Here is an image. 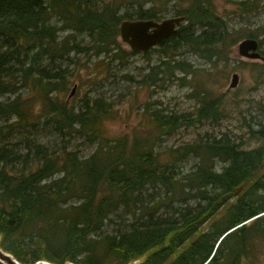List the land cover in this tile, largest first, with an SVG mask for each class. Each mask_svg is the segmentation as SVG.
Segmentation results:
<instances>
[{
    "label": "trees",
    "instance_id": "16d2710c",
    "mask_svg": "<svg viewBox=\"0 0 264 264\" xmlns=\"http://www.w3.org/2000/svg\"><path fill=\"white\" fill-rule=\"evenodd\" d=\"M216 1L221 0L0 1V122L6 121L0 124V246L5 251L23 264L41 259L103 264L109 256L118 264L138 259L240 264L250 256L249 238L264 231V195L258 192L264 182L255 180L264 162V122L253 131L263 139L256 149H241L224 134L162 152L155 147L163 136L223 117L209 90L202 92L193 119L153 110L155 135L143 139L104 133L105 121L115 113L103 92L87 95L78 107L54 93L67 89L66 62H76L73 55L105 54L112 65L140 53L119 40L126 19L160 20L170 11L185 15L178 31L151 49L162 57L137 81L146 85L162 86L164 75L184 79L178 71L192 73L191 64L179 58L181 49L217 63L227 46L258 37L229 27ZM227 1H236L242 12L264 6V0ZM254 65L264 74V63ZM123 78L136 82L130 73ZM27 88L43 97L44 115L33 117L23 94ZM76 133L96 145L91 155L71 147L69 137ZM50 134L60 140L43 141ZM190 155L199 161L182 175L180 162ZM216 160L224 163L221 170ZM107 226L112 231H105ZM256 226L259 231L250 234Z\"/></svg>",
    "mask_w": 264,
    "mask_h": 264
},
{
    "label": "rangeland",
    "instance_id": "374dc122",
    "mask_svg": "<svg viewBox=\"0 0 264 264\" xmlns=\"http://www.w3.org/2000/svg\"><path fill=\"white\" fill-rule=\"evenodd\" d=\"M236 2V1H234ZM233 1H216L217 13L221 15L232 29L240 28L250 30L260 41L259 52L264 58V6L255 11L242 12L239 4ZM175 13L164 15L160 19L174 16ZM236 31V30H235ZM246 31V30H244ZM245 38H241L235 45H229L224 49L223 58L219 62H210L208 59L193 51L181 49L180 59H185L191 64V74L177 72V77H185L180 80L164 77L162 86L146 85L137 81H142L143 77L150 71V65L158 63L162 57L159 50H151L148 55L136 53L130 55L128 60L121 63L116 60L109 65V57L101 55H73L76 62L68 60L66 63L71 67L68 75V87L63 92H54L60 100H64L70 106L80 105L87 95L95 96L103 92L114 103L113 111L115 115L105 121L104 133L111 139L127 136L129 139L146 138L155 135V124L152 112L155 109H162L166 112H177L192 114V119L196 117L198 109L201 107L202 92L210 91L211 96L219 101V112L224 115L217 122L204 120L193 125L181 126L171 135H165L155 147V150L162 152L187 143H195L200 138L209 135L220 138L224 134L235 140L241 149L252 150L259 148L263 144V139L258 137L253 131L260 128V123L264 122V74H260L261 67L254 64L264 63L261 58H247L238 52V44ZM253 38V37H252ZM119 40L125 49L131 51L126 43ZM159 48V45L156 47ZM231 48V50H230ZM67 66V65H64ZM194 72V73H193ZM126 73L133 74L136 82H127L123 76ZM234 73H238L239 80L235 86H231ZM74 90L73 94L72 91ZM28 100L33 117L44 115L45 102L43 97L35 90L27 88L23 91ZM15 117L9 122L14 123ZM6 123L2 120L0 124ZM43 141L60 140L57 134L42 136ZM71 147L80 148L82 155L89 156L96 145L89 142L84 143L85 136L74 134L69 137ZM152 140V139H151ZM167 159V156H165ZM199 161L195 155H190L180 162L181 172L187 174L196 168ZM215 166L218 170L224 166L221 160H216ZM261 171L256 179L264 182V162ZM242 191V190H241ZM264 195V189L258 191ZM223 213V212H222ZM221 213V214H222ZM220 214V215H221ZM208 230L213 229V225L206 226ZM105 231H112L111 227L104 228ZM258 226L250 230L254 234ZM264 231L249 238L253 248L250 256L243 257L240 264H264ZM238 238L233 237L234 243ZM99 255H104L100 250ZM103 264H118V260L113 257L103 259Z\"/></svg>",
    "mask_w": 264,
    "mask_h": 264
},
{
    "label": "water",
    "instance_id": "95a60500",
    "mask_svg": "<svg viewBox=\"0 0 264 264\" xmlns=\"http://www.w3.org/2000/svg\"><path fill=\"white\" fill-rule=\"evenodd\" d=\"M2 1V0H0ZM185 21V15H174L164 19H126L120 24V38L132 51L142 52L151 50L163 41L174 35L179 26ZM260 43L256 38L248 37L238 44V52L247 58L264 59L259 52ZM239 75L234 73L231 86L238 83ZM75 89H73L72 94ZM143 259H138L128 264H140ZM0 262L3 264H23L12 253L5 251L0 246ZM33 264H57L46 259H41ZM63 264H82L66 261Z\"/></svg>",
    "mask_w": 264,
    "mask_h": 264
},
{
    "label": "flooded vegetation",
    "instance_id": "af4514ba",
    "mask_svg": "<svg viewBox=\"0 0 264 264\" xmlns=\"http://www.w3.org/2000/svg\"><path fill=\"white\" fill-rule=\"evenodd\" d=\"M74 262V261H73ZM76 263H82V262H76ZM84 264V263H83Z\"/></svg>",
    "mask_w": 264,
    "mask_h": 264
},
{
    "label": "bare ground",
    "instance_id": "6f19581e",
    "mask_svg": "<svg viewBox=\"0 0 264 264\" xmlns=\"http://www.w3.org/2000/svg\"><path fill=\"white\" fill-rule=\"evenodd\" d=\"M70 261V260H69ZM71 262H73V261H71ZM74 263H76V262H74ZM83 264V263H82Z\"/></svg>",
    "mask_w": 264,
    "mask_h": 264
}]
</instances>
